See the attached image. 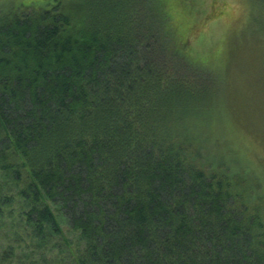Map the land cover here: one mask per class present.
<instances>
[{"label":"trees","instance_id":"trees-1","mask_svg":"<svg viewBox=\"0 0 264 264\" xmlns=\"http://www.w3.org/2000/svg\"><path fill=\"white\" fill-rule=\"evenodd\" d=\"M170 9H0V264H264L263 195L180 128L217 97L188 43L212 14Z\"/></svg>","mask_w":264,"mask_h":264},{"label":"rangeland","instance_id":"rangeland-1","mask_svg":"<svg viewBox=\"0 0 264 264\" xmlns=\"http://www.w3.org/2000/svg\"><path fill=\"white\" fill-rule=\"evenodd\" d=\"M53 1L0 0V9ZM80 1L59 4L69 12ZM164 1L184 29L212 14L201 34L188 43L189 53L205 66L208 81L217 88V97L210 108L194 111L181 122L182 135L209 168L243 177L264 197V18L254 13L255 0ZM62 229L73 239L66 225Z\"/></svg>","mask_w":264,"mask_h":264}]
</instances>
